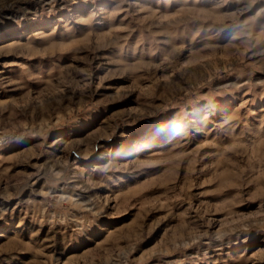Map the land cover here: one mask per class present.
<instances>
[{
  "label": "rangeland",
  "instance_id": "374dc122",
  "mask_svg": "<svg viewBox=\"0 0 264 264\" xmlns=\"http://www.w3.org/2000/svg\"><path fill=\"white\" fill-rule=\"evenodd\" d=\"M0 264H264V0H0Z\"/></svg>",
  "mask_w": 264,
  "mask_h": 264
},
{
  "label": "bare ground",
  "instance_id": "6f19581e",
  "mask_svg": "<svg viewBox=\"0 0 264 264\" xmlns=\"http://www.w3.org/2000/svg\"><path fill=\"white\" fill-rule=\"evenodd\" d=\"M66 198V197H65ZM67 198H69L70 199V201L72 200L73 202H75V203H80V202H78L79 201V197H73V195H70V196H67Z\"/></svg>",
  "mask_w": 264,
  "mask_h": 264
}]
</instances>
